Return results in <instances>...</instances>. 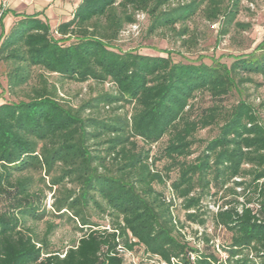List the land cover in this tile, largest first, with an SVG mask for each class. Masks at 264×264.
<instances>
[{"label":"trees","instance_id":"obj_1","mask_svg":"<svg viewBox=\"0 0 264 264\" xmlns=\"http://www.w3.org/2000/svg\"><path fill=\"white\" fill-rule=\"evenodd\" d=\"M169 2L81 0L54 27L39 13L24 14L0 33V58L13 63L10 90L27 84L33 67L110 87L77 107L48 82L0 103V264H133L120 247L163 264H264V119L247 100L223 114L213 105L194 115L191 104L198 93L222 99L246 81L242 73L264 75V39L230 65L116 49L136 11L151 15L153 30L191 17L202 0L164 9ZM212 125L218 135L186 160L194 133ZM164 136L162 154L152 155ZM163 156L178 165L176 178L156 168ZM169 180L170 196L156 187ZM40 182L54 192V213L83 231L64 250L50 242L55 223L42 236L27 225L50 212ZM176 200L184 220L175 216ZM93 215L109 217L108 226ZM209 219L229 240L214 242ZM187 224L198 226L195 244Z\"/></svg>","mask_w":264,"mask_h":264},{"label":"rangeland","instance_id":"obj_2","mask_svg":"<svg viewBox=\"0 0 264 264\" xmlns=\"http://www.w3.org/2000/svg\"><path fill=\"white\" fill-rule=\"evenodd\" d=\"M190 1L170 0L164 9L177 7ZM235 9L237 10L235 15H230L229 11ZM140 13L143 15L138 17L137 14ZM135 18L137 26L135 27L133 23L125 24L118 38L113 42L116 49L122 51L135 50L150 55H171L173 60L182 62L202 60L209 64L222 62L230 65L234 60V56L254 51L264 39V0H202L196 13L191 17L153 30L150 29L152 17L148 12L136 11ZM260 51L258 50V52ZM12 68L13 63L0 58V103L24 99L33 87L42 85L45 82L56 87L58 98L63 103L74 107L82 105L96 96L97 93L110 88L108 85L97 84L93 80L76 82L61 79L55 73H50L41 67H33L28 83L10 90L8 87V74ZM242 76L246 81L233 87L222 99L213 98L208 93H198L191 101L194 115H200L205 108L213 105L218 106V112L223 114L240 100H247L259 110L264 119V109L260 107V104L264 102V75L242 73ZM125 109H130V106L127 105ZM85 114L90 115V111L87 110ZM218 133V125L198 129L193 135V153L186 160H193L203 150L206 141L214 138ZM167 142L168 136H164L160 141L154 143L151 146V154L161 155ZM179 160L183 161L184 158L182 157ZM173 164L170 158L163 156L156 162V168L161 170L164 175L168 174L170 178L174 179L178 175L179 168L178 165ZM34 175L36 179L40 178V172H35ZM40 185L44 187L47 193L45 203L50 212H47L43 220H29L27 225L32 226L42 236L48 224L50 222L55 223L56 227L49 236L50 242L55 249L64 250L77 240L83 234V231L79 230L78 222L70 218V215H56L54 213L52 210L54 200L52 195L54 192L50 191L42 182H40ZM169 186L170 180L166 185L156 184L159 190L165 191L170 196ZM175 206V216L184 220V211L180 206V201L176 200ZM92 214H94V211H92ZM92 218L108 226L109 217L100 219L98 216L93 215ZM208 225V231L214 234L215 243L220 244L229 240L231 235L229 231L224 228L215 229L211 219H209ZM197 228L198 226L195 224H187L185 229L192 244L198 242L195 238ZM221 256L225 257L226 254L222 252ZM132 258L139 264H162L158 257L144 254L140 249L132 255Z\"/></svg>","mask_w":264,"mask_h":264},{"label":"crops","instance_id":"obj_3","mask_svg":"<svg viewBox=\"0 0 264 264\" xmlns=\"http://www.w3.org/2000/svg\"><path fill=\"white\" fill-rule=\"evenodd\" d=\"M81 0H0L2 23L0 31L7 33L24 14L39 13L51 25L68 20ZM54 27V26H53ZM0 32V33H1Z\"/></svg>","mask_w":264,"mask_h":264},{"label":"built area","instance_id":"obj_4","mask_svg":"<svg viewBox=\"0 0 264 264\" xmlns=\"http://www.w3.org/2000/svg\"><path fill=\"white\" fill-rule=\"evenodd\" d=\"M140 15H143V14H137V16L138 17H140ZM1 17H2V11H0V22H1ZM134 24V26L136 27L137 26V23L136 22H134L133 23ZM120 252L121 253H123L125 256H126V258H127V260L129 261V262H132L133 264H139V263H137L133 258H132V253L131 252H128V251H126L125 249H123V248H121L120 247ZM163 264V263H162Z\"/></svg>","mask_w":264,"mask_h":264}]
</instances>
